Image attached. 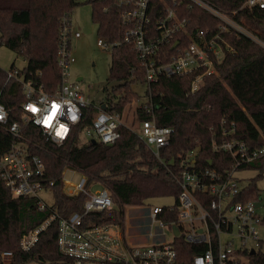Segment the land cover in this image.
<instances>
[{
    "label": "trees",
    "instance_id": "1",
    "mask_svg": "<svg viewBox=\"0 0 264 264\" xmlns=\"http://www.w3.org/2000/svg\"><path fill=\"white\" fill-rule=\"evenodd\" d=\"M219 11L235 16L262 42H264V7L248 8L247 0H206ZM132 0H88L92 7V20L97 26L99 39L113 45L110 80L119 82L113 88L117 99L108 98L109 110L122 114L124 108L143 98L137 110L139 123L154 115L159 126L174 128L175 133L168 146L157 158L139 135L120 126V139L112 144L100 141L92 143L82 134L93 125L98 107L84 109L81 122L73 135L62 145H56L43 136L33 125H24L23 132L29 141V152L41 158L45 165V183L54 197L53 204L60 217L81 212L87 196H69L64 192L65 170L79 171L87 177V187L100 184L112 196L111 210L91 212L85 218L88 226L118 223L123 229L127 207H141L157 197H178L176 177L181 161L187 152L197 149V166L215 169L225 174L235 167L234 158L214 145L237 138L251 149L264 146V47L249 37L229 30L221 32L220 19L186 0H151L150 17L155 25L167 8L177 10L179 17L189 20L188 32L195 29L209 31L208 36L220 35L219 43L229 44L232 51L215 66L216 71L203 78L200 87L191 93V82L196 73L185 76L160 77L147 85L144 64L132 45L125 43L128 26L122 13L132 6ZM78 0H0V45L25 59L20 70L24 80H34L47 93L57 91L61 78L58 65L59 28L65 17H71L78 7ZM244 21V23H243ZM178 41L187 43L189 36L180 34ZM174 53L171 46L161 52L162 61H168ZM15 69L12 67L10 70ZM8 71L0 68V101L9 112V122H21V106L26 101L20 82L8 78ZM147 86L140 96L133 84ZM235 124V133L225 137ZM213 126L210 129V126ZM19 142L0 124V159ZM264 158L242 165L237 170L252 168ZM52 183V185H50ZM260 191L251 180L240 194L242 201H258ZM35 198H15L6 187L0 174V255L13 251L14 264L36 261L39 264H72L58 247V223L54 221L40 235L37 245L29 252L20 248L21 236L48 220L52 212H40ZM165 207V206H164ZM166 210V207H165ZM170 223L177 218V211L159 215ZM147 224V223H146ZM185 260L199 253L181 237L176 239ZM253 264H264V253L252 259Z\"/></svg>",
    "mask_w": 264,
    "mask_h": 264
},
{
    "label": "built area",
    "instance_id": "2",
    "mask_svg": "<svg viewBox=\"0 0 264 264\" xmlns=\"http://www.w3.org/2000/svg\"><path fill=\"white\" fill-rule=\"evenodd\" d=\"M220 19L218 29L221 32L235 30L264 47L262 42L242 23L236 21L235 16L227 15L206 0H186ZM151 0H132V6L122 13L123 22L128 26L124 42L132 45L140 60L144 64L146 84L158 81L160 77L185 76L196 73L191 82V93H195L203 78L213 74L215 66L221 63L227 52L232 51L229 44H220V35L208 36L209 31L195 29L188 32L189 20L179 17L177 10L167 7L157 23L152 25L150 17ZM246 6L253 8L264 7V0H247ZM244 23V21H243ZM72 17H65L59 28L58 65L61 69L59 87L54 93H47L42 86L32 79L24 80L20 70H9L8 78L20 82L26 101L21 106V122H9V112L0 101V124L19 142L0 159L1 179L15 198H35L40 212L51 211V217L34 230L22 234L20 248L23 252L31 251L39 242L41 233L54 221L58 223V247L62 255L69 258L72 264H196L197 258L203 259L204 264H253V257L260 251L247 246L248 240L261 243L258 226L264 223V217L256 211V202L239 200L244 187L235 177L237 168L242 165L253 164L264 158V146L251 149L244 141L237 138L224 140L215 144L214 149L231 155L235 160V167L225 174L215 169L197 166L198 150L194 149L181 161L180 171L176 177L178 187L177 203L171 206H154L150 212L151 221L158 223L161 229L168 228L173 236L170 241L165 240V233L156 234V241L152 244L134 243L126 237V231L118 223L88 226L85 218L96 211L111 210L114 202L110 191L102 187L92 192V186L87 187V177L71 186L64 181V192L73 197L84 194L87 199L81 212H74L67 217H60L54 204H48L42 197L43 192H50L45 183V165L41 158L29 152V141L24 135L23 126L33 125L39 128L43 136L56 145L64 144L74 133L81 122L83 111L89 106L98 107L91 128L85 130L82 138L97 140L103 144L112 145L120 137L122 114L109 110V104L104 111L101 105H95L85 100L76 84H68V68L74 62L70 54ZM187 34V43L178 41L180 34ZM81 34L76 32L75 38ZM179 42L172 49L175 42ZM98 44L109 51L112 44L99 39ZM171 46L174 53L168 61H162L161 52L164 47ZM142 102L149 113L151 109L147 99ZM141 102V103H142ZM58 106L57 115L48 124L45 118L51 114L53 106ZM141 105V104H140ZM35 109V110H34ZM140 124V139L151 149L154 155L161 159V150L168 146L175 133L174 128L159 126L154 115L151 119ZM61 125L64 131L61 132ZM210 129L213 128L211 125ZM60 133V134H58ZM235 133V124L224 136ZM52 185V183L50 184ZM70 186V185H69ZM177 211L175 221L166 223L159 215ZM150 221V219H149ZM149 225V224H148ZM174 226L179 235H175ZM237 228L241 244L236 245L233 239L224 236L233 234ZM148 232V230H147ZM141 237V234H137ZM182 238L189 245L200 251L192 258L185 260L178 249L176 239ZM254 250L255 254L251 251ZM13 251H4L0 255V264H14Z\"/></svg>",
    "mask_w": 264,
    "mask_h": 264
},
{
    "label": "rangeland",
    "instance_id": "3",
    "mask_svg": "<svg viewBox=\"0 0 264 264\" xmlns=\"http://www.w3.org/2000/svg\"><path fill=\"white\" fill-rule=\"evenodd\" d=\"M78 2L80 4L72 12L70 54L74 58V62L68 68V84H76L80 92L84 94L87 102L101 105L108 98L117 99L118 96H114L113 94V88L118 86L119 82L110 80L112 52L102 48L98 44L99 35L97 26L92 20L91 5L87 3L88 0H78ZM76 32L81 34L79 38L74 37ZM25 65L26 62L23 57L17 55L7 47L0 45V68L3 71H9L12 67H15L16 70H22ZM79 78L82 80L78 81ZM133 88L140 96H144L147 86L141 83H135L133 84ZM141 102L142 99L127 105L124 108L121 119L126 127L136 133H140L137 110ZM234 175L240 180L239 186L241 188L248 185L251 180H255L257 188L260 191L259 200L256 202V211L260 216L264 217V167L262 168L260 164H256L252 168L237 170ZM83 176L79 171L65 170L63 178L68 184V190L72 189L71 186L77 185ZM102 187L104 186L95 184L92 186V192ZM41 195L48 204L53 203L54 197L52 193L43 192ZM175 202L176 197L170 195L153 198L141 207H127L124 221L126 237L130 239L131 237H136L135 234L139 235L140 233L149 242L147 244H152L156 241V234L163 232L165 233V240L170 241L173 236L172 232L168 228L161 229L158 223H153L150 212L156 205L161 207L171 206ZM258 235L261 243L259 244L257 241L248 240L247 246L264 253V223L258 226ZM224 238L233 239L236 245L241 244V238L238 237L236 226L233 234L225 235ZM25 264L39 263L36 261H28Z\"/></svg>",
    "mask_w": 264,
    "mask_h": 264
},
{
    "label": "clouds",
    "instance_id": "4",
    "mask_svg": "<svg viewBox=\"0 0 264 264\" xmlns=\"http://www.w3.org/2000/svg\"><path fill=\"white\" fill-rule=\"evenodd\" d=\"M55 106V105H54ZM53 106V108H52V111H51V114L50 115H48L46 118H45V120H44V123L45 124H48L50 121H52L54 118H55V116L57 115V110H58V106H55L54 107ZM0 119H3V115H0ZM65 129H64V126L63 125H61V132H63ZM60 134V133H59ZM196 264H204V262H203V259H201V258H197V260H196Z\"/></svg>",
    "mask_w": 264,
    "mask_h": 264
},
{
    "label": "water",
    "instance_id": "5",
    "mask_svg": "<svg viewBox=\"0 0 264 264\" xmlns=\"http://www.w3.org/2000/svg\"><path fill=\"white\" fill-rule=\"evenodd\" d=\"M178 44H179L178 41L175 42V44H174L172 49H175L178 46ZM81 80H82L81 78L78 79V81H81ZM101 108L105 111L107 109V106L105 104H102ZM92 143H97V140L93 139ZM174 232H175V235H177V236L179 235V231H178V228L176 226H174ZM251 253L255 254V251L252 250Z\"/></svg>",
    "mask_w": 264,
    "mask_h": 264
},
{
    "label": "crops",
    "instance_id": "6",
    "mask_svg": "<svg viewBox=\"0 0 264 264\" xmlns=\"http://www.w3.org/2000/svg\"><path fill=\"white\" fill-rule=\"evenodd\" d=\"M72 17V16H71ZM136 237H131V241L134 242V243H146L147 240L145 238H141V237H138L137 234H135Z\"/></svg>",
    "mask_w": 264,
    "mask_h": 264
},
{
    "label": "snow or ice",
    "instance_id": "7",
    "mask_svg": "<svg viewBox=\"0 0 264 264\" xmlns=\"http://www.w3.org/2000/svg\"><path fill=\"white\" fill-rule=\"evenodd\" d=\"M55 107V106H54ZM35 110V109H34ZM59 134V133H58Z\"/></svg>",
    "mask_w": 264,
    "mask_h": 264
}]
</instances>
